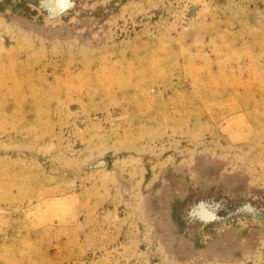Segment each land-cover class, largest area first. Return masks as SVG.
I'll return each instance as SVG.
<instances>
[{
  "label": "rangeland",
  "instance_id": "1",
  "mask_svg": "<svg viewBox=\"0 0 264 264\" xmlns=\"http://www.w3.org/2000/svg\"><path fill=\"white\" fill-rule=\"evenodd\" d=\"M0 264H264V0H0Z\"/></svg>",
  "mask_w": 264,
  "mask_h": 264
},
{
  "label": "bare ground",
  "instance_id": "2",
  "mask_svg": "<svg viewBox=\"0 0 264 264\" xmlns=\"http://www.w3.org/2000/svg\"><path fill=\"white\" fill-rule=\"evenodd\" d=\"M156 55H158V54H156ZM153 57H155V56H153ZM158 59H159V55H158ZM143 60V59H142ZM156 61H158V60H156ZM160 61V60H159ZM154 63V62H153ZM157 63V62H156ZM158 64V63H157ZM157 64H154V65H157ZM191 64V63H190ZM154 65L152 66V67H154ZM193 66V65H192ZM192 66H191V68H192ZM158 67V66H157ZM190 67V66H189ZM191 68H189V69H191ZM168 69V68H167ZM162 71V70H161ZM187 71V70H186ZM191 71H193L192 69H191ZM105 75V74H104ZM192 75H194V74H192ZM191 75V76H192ZM223 76V75H222ZM194 77V76H193ZM198 78V77H197ZM201 78H203V77H201ZM224 79V78H223ZM204 82V81H203ZM211 96V95H210ZM245 101V100H244ZM200 109V108H199ZM203 109V108H202ZM205 111V110H204ZM203 111V112H204ZM212 111V110H211ZM202 112V113H203ZM198 114V113H197ZM204 114H205V112H204ZM257 115V114H256ZM258 117V116H257ZM2 164V163H1ZM6 166H7V164H6ZM11 167V166H10ZM10 169V168H9ZM13 170H14V168H13ZM6 171V170H5ZM9 172V171H8ZM12 173H13V171H12ZM10 175V174H9ZM30 185V184H29ZM27 187H28V185H27ZM34 187V186H33ZM9 188H7V190H8ZM25 189V188H24ZM29 190H31V189H29ZM20 191V190H19ZM37 191V190H36ZM28 192V191H27ZM33 192V191H32ZM9 193V192H8ZM34 193V192H33ZM9 194H11V192L9 193ZM25 194V193H24ZM28 194H30V193H28ZM19 195H21V194H19ZM32 195H34V194H32ZM24 196V195H23ZM28 196V195H27ZM14 200V199H13ZM18 201V200H17Z\"/></svg>",
  "mask_w": 264,
  "mask_h": 264
}]
</instances>
